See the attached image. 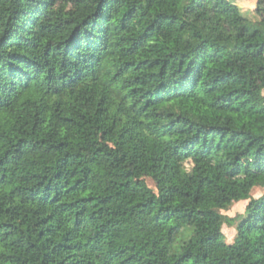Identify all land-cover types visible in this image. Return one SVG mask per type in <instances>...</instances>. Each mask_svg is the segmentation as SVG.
Listing matches in <instances>:
<instances>
[{"label":"trees","instance_id":"1","mask_svg":"<svg viewBox=\"0 0 264 264\" xmlns=\"http://www.w3.org/2000/svg\"><path fill=\"white\" fill-rule=\"evenodd\" d=\"M256 15L0 0V264H264ZM241 201L229 243L218 211Z\"/></svg>","mask_w":264,"mask_h":264},{"label":"rangeland","instance_id":"2","mask_svg":"<svg viewBox=\"0 0 264 264\" xmlns=\"http://www.w3.org/2000/svg\"><path fill=\"white\" fill-rule=\"evenodd\" d=\"M72 0H59L64 6H69ZM233 3L237 4L241 10L243 15L253 21L258 20V16L256 15V7L257 0H230ZM148 184L154 190H157V186L153 179H147ZM264 194V184L258 185L253 192L251 193L253 198H260ZM249 201H241L238 204L234 205L228 211H218L220 214L226 217L223 232L227 238L229 243H232L238 234V227L240 223L247 217L246 216V208Z\"/></svg>","mask_w":264,"mask_h":264}]
</instances>
